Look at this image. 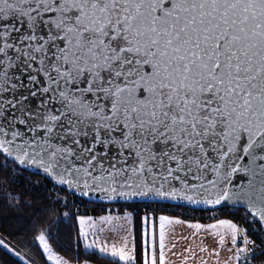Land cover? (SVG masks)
<instances>
[{
	"label": "snow or ice",
	"instance_id": "6c2138e0",
	"mask_svg": "<svg viewBox=\"0 0 264 264\" xmlns=\"http://www.w3.org/2000/svg\"><path fill=\"white\" fill-rule=\"evenodd\" d=\"M170 206L240 214L186 227L264 264V0H0V264H70L65 230L168 264Z\"/></svg>",
	"mask_w": 264,
	"mask_h": 264
},
{
	"label": "crops",
	"instance_id": "0c3cea01",
	"mask_svg": "<svg viewBox=\"0 0 264 264\" xmlns=\"http://www.w3.org/2000/svg\"><path fill=\"white\" fill-rule=\"evenodd\" d=\"M187 223L189 222L185 221L184 224L173 226L169 230L171 251L167 254L168 264H228L231 256L228 251L230 243L221 247L211 235H205L203 232L194 235V230L186 227ZM173 243L175 244L174 248L172 247ZM202 247L206 251L201 252L200 248ZM213 252H219V257L211 255Z\"/></svg>",
	"mask_w": 264,
	"mask_h": 264
},
{
	"label": "built area",
	"instance_id": "2783aa9c",
	"mask_svg": "<svg viewBox=\"0 0 264 264\" xmlns=\"http://www.w3.org/2000/svg\"><path fill=\"white\" fill-rule=\"evenodd\" d=\"M77 204H80V201L77 200ZM145 209L139 207L137 212L142 214ZM81 211H86L88 215H102V214H116L117 212L123 213L124 209L119 204H96L90 203L84 200V203L81 205ZM166 214L170 216L189 220V221H200L204 223H214L217 219H230L235 217L233 222L239 223L240 214L229 212L228 210L214 212L210 209H191L182 206H170L165 210ZM243 227L248 229L249 236L256 241L257 244L261 243V240L264 237L261 236L260 232H254L253 226L251 224H244ZM252 247V245H249ZM253 264H261L260 260L253 261Z\"/></svg>",
	"mask_w": 264,
	"mask_h": 264
},
{
	"label": "trees",
	"instance_id": "16d2710c",
	"mask_svg": "<svg viewBox=\"0 0 264 264\" xmlns=\"http://www.w3.org/2000/svg\"><path fill=\"white\" fill-rule=\"evenodd\" d=\"M60 248L57 249V251H60L61 249H64L65 251L62 252V255L65 256V258H69L70 262L77 264L76 259H72L76 255V248L73 237L69 236L67 234V230H65V233L61 236V239L59 241ZM70 249V250H68ZM80 251L83 253V248L81 247ZM87 257V259H86ZM103 257H99V254L97 253L96 256H93L92 252L89 251L87 253H84L79 257L78 264L81 263H93V264H103Z\"/></svg>",
	"mask_w": 264,
	"mask_h": 264
},
{
	"label": "rangeland",
	"instance_id": "374dc122",
	"mask_svg": "<svg viewBox=\"0 0 264 264\" xmlns=\"http://www.w3.org/2000/svg\"><path fill=\"white\" fill-rule=\"evenodd\" d=\"M89 216H92V215H89ZM100 216H102V215H97V216H92L93 218H96V219H99V217ZM172 218H176V217H173V216H171ZM183 221H186V222H191V223H204V222H200V221H189L188 219L187 220H184V219H182ZM204 224H208V223H204ZM70 264H74V263H72V262H70ZM81 264H93V263H86V262H84V263H81Z\"/></svg>",
	"mask_w": 264,
	"mask_h": 264
},
{
	"label": "water",
	"instance_id": "95a60500",
	"mask_svg": "<svg viewBox=\"0 0 264 264\" xmlns=\"http://www.w3.org/2000/svg\"><path fill=\"white\" fill-rule=\"evenodd\" d=\"M85 201H88L87 198H85ZM90 203H96V204H108V202H103V201H100L98 199H95V200H92V201H88ZM114 204V203H113ZM188 208V207H187ZM192 209V208H191ZM195 209H203V208H195ZM204 210V209H203Z\"/></svg>",
	"mask_w": 264,
	"mask_h": 264
}]
</instances>
